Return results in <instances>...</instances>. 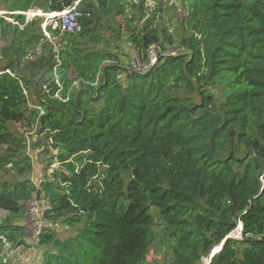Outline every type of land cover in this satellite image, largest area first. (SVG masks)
Masks as SVG:
<instances>
[{
	"label": "trees",
	"instance_id": "16d2710c",
	"mask_svg": "<svg viewBox=\"0 0 264 264\" xmlns=\"http://www.w3.org/2000/svg\"><path fill=\"white\" fill-rule=\"evenodd\" d=\"M33 1L12 0L0 18V170L10 165L21 177L0 181V252L3 239L25 244L34 196L46 203L40 264H149L155 240L168 264H202L223 241L209 264H264V0H179L178 24L167 26L155 21L171 0H79L89 13L79 29L46 25L50 38L39 16L20 13ZM119 17L127 52L101 47V19ZM152 43L184 50L131 71L130 48L144 56ZM31 64L44 88L27 75ZM15 122L36 124L59 170L28 177L27 139L8 129ZM239 222L241 238L229 237ZM58 224L72 231L60 237Z\"/></svg>",
	"mask_w": 264,
	"mask_h": 264
},
{
	"label": "rangeland",
	"instance_id": "374dc122",
	"mask_svg": "<svg viewBox=\"0 0 264 264\" xmlns=\"http://www.w3.org/2000/svg\"><path fill=\"white\" fill-rule=\"evenodd\" d=\"M11 2L12 0H0V18L6 15V13L8 12L7 9L11 5ZM44 2L45 0H34L33 1V7L30 8L25 13L26 21L31 20L33 18V16H31V13L34 12L33 9L35 8L37 11L39 10L38 16L41 19L42 28H44L45 18L41 14L44 12L39 7ZM147 2L149 5L153 6L154 4H156L157 0H147ZM168 5L171 7L163 8V10L158 11L160 13H158V17L155 22L159 26H162V25L167 26L173 20L176 24H178L175 20H176V17H178L177 8H179V11H180L179 0H171L170 2H168ZM5 19L13 23L12 18L5 17ZM118 21H121V17H119L117 20H113V19L110 20L107 18L101 19V26H102L101 33L107 40L106 43L105 41H102L101 47H105L111 51H115V47H117L116 49L117 52L124 51V50L127 52V48L129 45L121 43V42H124L126 33L125 31H120V29L116 28V24ZM181 30H182L181 27L177 29V25L176 27L172 29V34L175 38V41H174L175 43H177L179 38L182 36ZM1 44H2V41L0 40V45ZM117 44H119V47L117 46ZM174 47L180 48L181 52H183L184 50V48L179 45L172 46L170 48H174ZM35 53H37L36 55L40 53L39 47H37L36 50L33 51V53H30L28 55L27 59L29 60V62H32L31 60L36 58ZM125 58L126 57L124 58L122 57L120 58V60L124 62ZM4 62H5V59L3 60V58H0V67L4 64ZM41 73H42V69H40L37 73L36 69L33 68V64H31L30 67L27 69V75L36 74L37 77H39ZM40 81L43 84L42 87L44 88V86L47 85L46 77L43 79V77L40 76ZM73 85H74V88L78 87L77 81L74 82ZM209 91L214 96L216 102H220L221 100H223L224 96H223V90L221 86L219 85L212 86L209 88ZM33 93H35L34 90L32 91V94ZM29 99L31 102L34 103V98L32 97V95L29 96ZM8 129H10L13 133L17 135L25 136L27 139V147L25 150V154L27 153L32 160V169L28 173V177L30 179L37 182L39 179H43L44 176H47V175L49 176L52 171L60 169L59 164L55 161H51L49 154L44 152L45 140L43 138V135L38 132L36 124L33 123L31 125H28L25 122H15V123L8 124ZM4 150H5L4 147H0V155L4 152ZM17 177L18 175L16 174V170H12L10 168V165H7V167L0 170V181H4V180L14 181L17 179ZM18 178H21V177H18ZM6 217H7V213L0 209V224L4 223V221L6 220ZM12 221H14V219H12ZM23 223L24 224L26 223V216L23 220ZM26 230H27L26 237H28L29 239L31 235V231L27 227H26ZM55 230H57L58 236L65 237L66 235H68V233L72 231V228L58 224ZM155 230L158 231L159 227L156 226ZM29 247L30 245L23 244L20 250L15 251V252H13L12 248L11 250H7V251L1 250L0 264H18L17 258H21L20 255H22L21 254L22 251H26V250L29 251V249H27ZM167 253H168L167 246L164 243L159 244L157 240H155L149 246L148 253L146 255V261L149 264H168V261L166 258ZM207 259H208V256L202 257V264H206Z\"/></svg>",
	"mask_w": 264,
	"mask_h": 264
},
{
	"label": "built area",
	"instance_id": "2783aa9c",
	"mask_svg": "<svg viewBox=\"0 0 264 264\" xmlns=\"http://www.w3.org/2000/svg\"><path fill=\"white\" fill-rule=\"evenodd\" d=\"M78 1H74L73 4L60 11H50L41 13L45 18L44 32L48 38H50L49 33L46 32L45 26L49 25L53 29H59L60 33H73L79 29V18L81 16H88V12H82L78 9ZM34 12L31 16H38L39 10L33 9ZM26 13V12H25ZM181 53L180 48H167L165 50H160L157 43H152L148 46L145 51L144 56L135 47H131L129 51V57L126 61L127 67L137 73H143L154 66L161 57L173 56ZM59 86V83L56 79ZM93 82V84H95ZM46 208V203L37 197H31L26 201V227L31 231L29 237V242L32 247H37L39 244L40 236L45 226V219L43 216L44 209ZM241 222L237 224L234 230L230 232L229 237L241 238ZM4 245L2 250H11L12 246L9 242L3 239ZM30 246V247H31Z\"/></svg>",
	"mask_w": 264,
	"mask_h": 264
},
{
	"label": "crops",
	"instance_id": "0c3cea01",
	"mask_svg": "<svg viewBox=\"0 0 264 264\" xmlns=\"http://www.w3.org/2000/svg\"><path fill=\"white\" fill-rule=\"evenodd\" d=\"M25 244L30 245L28 237H25ZM21 247H22V245L14 246V247H12V250H13V252H15V251L20 250ZM27 249H29V251L26 250V251L21 252V254H22V255H20L21 258H17V261H18L17 263L18 264H40V256H41L42 248L31 246ZM16 256H18V255H16ZM13 260H15V259H13Z\"/></svg>",
	"mask_w": 264,
	"mask_h": 264
},
{
	"label": "water",
	"instance_id": "95a60500",
	"mask_svg": "<svg viewBox=\"0 0 264 264\" xmlns=\"http://www.w3.org/2000/svg\"><path fill=\"white\" fill-rule=\"evenodd\" d=\"M17 13V12H16ZM19 13V12H18ZM20 13H23L25 14V12H20ZM224 242V241H223ZM223 242H221L219 245L213 247V249L210 251V253L208 254V259H207V263L206 264H209L210 261H211V258L213 257L214 253L218 252L222 245H223Z\"/></svg>",
	"mask_w": 264,
	"mask_h": 264
}]
</instances>
